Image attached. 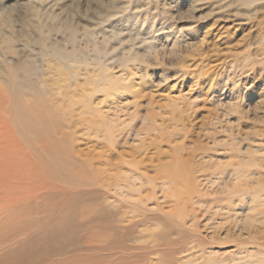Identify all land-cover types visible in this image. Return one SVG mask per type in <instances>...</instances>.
Listing matches in <instances>:
<instances>
[{
  "label": "rangeland",
  "instance_id": "obj_1",
  "mask_svg": "<svg viewBox=\"0 0 264 264\" xmlns=\"http://www.w3.org/2000/svg\"><path fill=\"white\" fill-rule=\"evenodd\" d=\"M5 18L15 62L34 53L26 41L70 51L73 31L97 57L64 93L93 114L71 108L76 157L113 179L98 208L126 227L128 244L150 247L146 264L263 261L264 194L253 192L264 188V0H0ZM101 68L116 85L90 84ZM174 162L187 165L186 183L169 182Z\"/></svg>",
  "mask_w": 264,
  "mask_h": 264
},
{
  "label": "bare ground",
  "instance_id": "obj_2",
  "mask_svg": "<svg viewBox=\"0 0 264 264\" xmlns=\"http://www.w3.org/2000/svg\"><path fill=\"white\" fill-rule=\"evenodd\" d=\"M0 20V264H146L150 247L128 244L126 227L104 206L98 208L113 179L104 177L105 169H93L76 157L71 108L83 103L86 114H93L87 101H65L64 93L77 90L73 80L83 65L87 70L100 65L97 57L88 58L73 31L67 41L70 51L62 42L26 41V46L35 47L34 53L15 62V30L11 20ZM45 28L41 23L37 31ZM104 48L94 50L100 53ZM100 72L96 78L91 73L90 84L102 79L116 85L108 70ZM55 86L64 90L63 100H57ZM188 171L186 164L174 162L166 173L170 183L181 184L187 182ZM119 182L125 189L129 186L127 178ZM262 194L264 188L253 192L255 198ZM132 206L139 215L149 212ZM241 264H264V259Z\"/></svg>",
  "mask_w": 264,
  "mask_h": 264
}]
</instances>
